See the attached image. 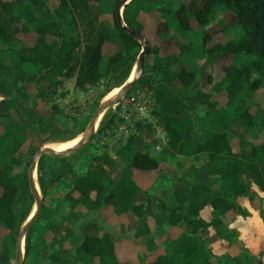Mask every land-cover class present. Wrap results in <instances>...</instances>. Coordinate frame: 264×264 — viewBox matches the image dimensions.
I'll list each match as a JSON object with an SVG mask.
<instances>
[{"label":"trees","instance_id":"1","mask_svg":"<svg viewBox=\"0 0 264 264\" xmlns=\"http://www.w3.org/2000/svg\"><path fill=\"white\" fill-rule=\"evenodd\" d=\"M91 1L99 0H0L2 97L12 98L16 102L25 101V87L31 81L35 83L33 99L46 100L56 94L63 79L74 77L75 87L85 90L97 83L103 74L113 75L112 64L116 62H123L119 69L120 77L129 71L134 60L133 51L139 49L138 43L118 27L113 17V33L118 38L119 45L114 53L102 60V45L109 41L110 33H104L98 27L97 14L92 11ZM117 1L114 0L115 4ZM157 5V10L165 17L157 25V35L161 41L172 39L177 54L162 55L159 52L160 44L147 38L151 41V48L146 57L151 54L152 58L145 74L146 87L154 91L155 103L160 98L172 96L173 103L181 104L193 122L180 120L172 111L154 110L156 123L165 131L169 147H177L190 132H196L200 141L195 145H186L183 154L189 156L206 152L210 164L209 175L222 180V185L214 190L200 181L188 178L189 176L181 177V181L192 189L188 206L167 207L163 201H159L153 208L150 191L140 188L133 178V171H151L157 168L158 159L148 150L140 148L133 136L116 151L117 157L124 159L116 181H113L109 173L114 162L103 159L107 163L106 167L102 163L91 162L89 171L71 181L62 175L55 176L47 187H43L44 193H48L50 186L57 191H64L62 201L70 208L81 205L87 211H97L100 218L111 225H114V218L120 214L130 213L139 219L142 236L149 235L148 216L153 217L157 228L165 225L178 227L187 223L190 230L169 239L165 252L152 262L143 264H213V255L203 243L201 232L213 227L220 239L229 244L237 243L235 230L223 234L219 231L225 224L228 213L233 212L243 217L249 215L248 210L238 204L236 199L246 197L251 208L260 212L264 209V133L260 129L259 117L250 112V106L254 104L252 93L264 87V0H188L177 6L175 0H160ZM143 11L149 12L150 7L145 5ZM225 12L230 17L221 30L233 28V36L223 43L207 47L206 42L211 33L205 27L217 15ZM194 24L200 27L199 31L193 30ZM129 26L147 37L138 20H134ZM71 28L77 30L76 35L66 33ZM187 31H194L191 35L194 37L184 39ZM29 32L35 33L36 37L33 44L27 46L22 43V37L18 34ZM195 39L198 40V45ZM10 43L18 46L14 52L3 47ZM186 55L191 61L201 55L207 65L222 58L223 77L213 82L208 74L204 77V82L211 85L209 91L202 90L199 86L194 88L199 81L198 66L185 67L182 58ZM172 66L177 69L172 71ZM196 95L202 98L197 104L193 102ZM218 95L226 97L224 105H219L216 99ZM13 113L18 118V107L13 108ZM8 114V110L0 111V117ZM114 117L113 115L99 131L112 123ZM42 120L47 119L36 115L27 124L36 126ZM236 122H240L242 127V133L236 136L239 153H234L230 146L231 138L235 137L232 126ZM70 137L68 134L67 138ZM25 141H9L5 131L0 128V157L7 158L0 166V228L6 230L1 235V246L13 239L12 203L17 202L14 210L18 219L25 216L31 205L28 201L30 195L27 174H10L13 167L20 164L17 152L22 151ZM154 142L153 139L152 143ZM29 150L27 147L23 154ZM244 151L247 152L246 160L240 156ZM42 158L38 163L39 182ZM65 159L67 157H63L61 161ZM243 176H248L258 191L248 189L247 182L242 180ZM140 194L142 197L137 200ZM204 205L211 207L208 221L199 217V211ZM262 216L264 221V214ZM60 240L59 228L52 222H46L35 232L30 228L23 264L28 257L26 264H38L40 258H45L48 245L57 246L56 264H73L74 257L61 247ZM116 244L117 241L110 233L97 229L94 233H84L78 240L77 249L91 261L96 260L97 264H109L112 261L116 264H142L140 254L135 253L136 245L128 243L129 250L124 251L131 253L132 249L133 257L123 259ZM143 244L147 248L155 247L151 246L150 237ZM263 252L257 257L250 255L247 250L236 255H223L229 264H264L260 260ZM0 264L8 263L2 261Z\"/></svg>","mask_w":264,"mask_h":264},{"label":"rangeland","instance_id":"2","mask_svg":"<svg viewBox=\"0 0 264 264\" xmlns=\"http://www.w3.org/2000/svg\"><path fill=\"white\" fill-rule=\"evenodd\" d=\"M185 3L188 0H181ZM138 3V2H135ZM131 4L127 7L125 11V15H127L128 8ZM227 13L225 12L221 15H217L213 22L210 25V30L215 31V33H219L221 31V26L226 23L230 17H227ZM216 25L213 27V25ZM197 26V25H196ZM213 27V28H212ZM65 29V28H64ZM205 29L209 30L207 26ZM77 30L75 28L68 29L66 33L71 35H76ZM192 32H190L189 35ZM234 34L233 28H227L225 38H230ZM19 36L22 37V43L30 44V41L25 39L24 34L19 33ZM146 39H150V35H146ZM147 39V40H148ZM151 40V39H150ZM151 42V41H148ZM4 48H8L10 51L14 52L18 46L16 43H10L7 45H3ZM139 49L133 51L134 59L137 56ZM152 55L149 54L144 61V75L141 77L135 85L132 87L130 91L135 90H142L145 89L147 78L145 77L146 71L148 70L150 63H151ZM121 63H123L121 61ZM192 66H196L194 60L191 61ZM38 74L37 71H35ZM129 71L123 76L120 77L119 69L112 74H103V76L99 79L97 83L93 86L89 87L85 91L77 92V94L70 93L69 98L67 101H61L60 104L56 102V99L51 97L46 100L40 99H33V95L35 93V83L29 81L25 87V93L27 94V99L21 102V121L19 118H16L13 113V108L16 106V101L14 99H5L6 105L5 108L2 110L1 106L3 104L0 103V111H9L8 116L0 117V128L5 131L7 134V138L9 141L12 140H26L25 143L22 145V151L17 152V156L20 159V164L18 166L13 167L10 174L21 173L25 172L27 174L28 165L30 163L32 152L34 148L45 138L50 135L58 134L57 128L51 123L50 119L53 122L63 128L65 132L70 133V135H75L76 132H81L85 129L88 122L90 121L91 115L93 111L98 106L99 101L105 96V94L110 90L111 86L120 85L123 80L127 77ZM199 73V71H198ZM200 78V77H199ZM71 80V79H69ZM65 87H68V80L64 83ZM264 89L263 87H260ZM68 91V90H67ZM66 91V92H67ZM155 97V96H154ZM2 96L0 95V99ZM258 101L252 106L255 110V115L259 117V120L262 125V131L264 133V93L261 92L258 96ZM112 112L111 109L106 111L105 117L109 116ZM43 115L47 120H42L36 126H30L27 123L29 122L30 118L35 115ZM116 115L115 113L113 114ZM48 116V117H46ZM117 115L114 117L116 119ZM240 129V128H239ZM103 131V130H102ZM102 131H98L91 140L84 145L81 149L77 150L73 154L67 156V159L61 161L63 157H51V156H44L40 162V186L41 188H45L51 183L50 181L57 175H62L68 181H71L73 178L80 176L87 171L90 170L91 162L94 163H102L104 167H106L105 160L108 159L109 161H113V167L109 168V173L113 179L116 181L118 178V172L122 167V163L124 159L121 157H117L116 159H112V153H110L108 146L104 145V138H99V135ZM235 132V129L232 128V133ZM96 137V138H95ZM150 131L147 134H140L139 137H136V141L140 148L143 150L146 147H151L150 145ZM238 140V138L236 139ZM235 141V140H234ZM148 145V146H147ZM29 147L30 150L23 154L26 148ZM122 148V147H119ZM119 148H117L119 150ZM115 149L116 151H118ZM103 157V158H101ZM65 158V157H64ZM105 159V160H103ZM7 158L0 157V166H2L6 162ZM116 160V161H114ZM64 167H67L63 170ZM110 167V166H109ZM249 178L246 176L245 182H248ZM157 187L153 188V192H157ZM48 193L43 196V204L41 212L33 223L31 227V231L35 232L38 228H40L46 222H52L56 224L60 231V245L63 249L69 251V254L73 258V264H97V261H91V259L87 256H84L79 253L77 249L78 240L84 233H94L97 229L107 231L115 238V241H119L121 239L125 240V245L128 247V243L131 244H138L139 242L145 241L148 237L151 238L152 241L158 239L160 249L158 252H165L166 251V243L169 240L167 238V231L169 226H162V227H155L153 224V220L150 219L151 229H153V233L149 235L142 236L141 234L136 232V230H120L118 229V224L116 221H113L114 225L108 224L104 222L97 211H87L81 205H77L74 208H70L68 204L62 201V196L64 191H57L55 187L50 186ZM29 193V191H28ZM50 193V194H49ZM30 195V193H29ZM29 202H32V197L28 198ZM30 207V206H29ZM113 219H111L112 222ZM0 241L2 239L1 235L6 233V230H2L0 228ZM206 236L208 241L214 240L218 238V234L212 228L205 229L201 232ZM203 237V236H201ZM12 241V242H11ZM10 242H7L6 245H0V262H6L8 264H13L14 260V239ZM212 242V241H211ZM238 244V243H236ZM124 245V244H123ZM124 245V246H125ZM125 246V247H126ZM241 245H237L233 247L234 249H239L238 253H243L245 250L240 247ZM240 247V248H238ZM228 248V247H227ZM56 245H48L46 248V255L45 258H40L38 260V264H56ZM124 250V249H123ZM230 254L228 251L225 252ZM127 254L132 253L127 252ZM231 255V254H230ZM236 255V254H235ZM256 254L255 257H257ZM262 256V255H261ZM260 256V259H261ZM154 254H140V261H148L149 258H153ZM225 256L213 255L212 262L213 264H229L225 261ZM29 260V257L26 259L25 263ZM138 261V260H137ZM220 261V263H219ZM139 262V261H138ZM109 264H116L114 261L110 262ZM140 264V263H139Z\"/></svg>","mask_w":264,"mask_h":264},{"label":"crops","instance_id":"3","mask_svg":"<svg viewBox=\"0 0 264 264\" xmlns=\"http://www.w3.org/2000/svg\"><path fill=\"white\" fill-rule=\"evenodd\" d=\"M159 2L160 0H133L124 7L123 19L127 25L132 24L134 20H138L143 25V30H142L143 34L150 35V39H153L155 44H160L159 52L162 55H168L171 53L177 54V48L172 39L169 38L167 40L161 41L157 35V25L160 21H164L165 19V17L157 10V6H158L157 4ZM181 2L183 1L175 0V6H177ZM90 3H91L92 11L97 14L98 27L104 33H110L109 41L103 43L102 45V53L104 55L102 60H105L107 59V56L111 55L116 51L119 45V40L116 37V35L113 33V28H114L113 17H114V9L116 4L114 0H99L98 2L91 1ZM130 4L131 6L128 8L127 15H125V11ZM145 5H148L150 7L149 12L143 11ZM228 16L229 14L227 13V17ZM210 25H208L209 27L208 31L211 33V36L208 38L206 42L207 47L212 46L216 43H223L226 40L225 35L227 29L224 31L221 30L218 34L217 33L213 34L215 31L210 30L211 28ZM214 26L216 25L214 24L213 27ZM192 28L195 31L200 30L199 29L200 27L198 25L196 26V24L192 25ZM190 32H192L191 34H193L194 31H187L184 34L183 38L186 40L193 38L194 36L189 35ZM24 36L26 40L30 41V44H25L29 46L33 44L36 34L33 32H29L24 34ZM195 42L196 45H198V40L195 39ZM203 61L204 58L201 55L196 57L195 63L196 66H198L200 78L197 84H195L194 88L197 89V87L199 86L198 88H201L202 90L205 91H209L211 85L209 83L204 82L205 81L204 77L209 74L211 75L213 82L219 81L224 75V71H223L224 61L222 58H219L215 60L211 65H207ZM182 62L185 67L187 68L192 67L191 58L189 56L187 55L184 56L182 58ZM121 66H122L121 62H116L112 64V68L114 72L120 69ZM170 69L172 71H175L177 68L176 66H172ZM66 80H68V87H65L63 84ZM63 83L62 86L57 89L56 94L53 96V98L56 99V102L58 104H60L61 101L63 102L67 101V99L70 96V93L74 92L75 94H77V92L86 90V89L81 90L75 87L74 77L63 79ZM93 85L88 86L87 89H89V87ZM145 89H147V87H145ZM152 92L154 93V91ZM261 92L264 93V89L259 88L252 93V100L254 103L259 102L257 98L259 94H261ZM172 98H173L172 96L166 98H160L155 105V110L172 111L178 115L180 120L184 122L192 123L193 119H191L189 113L185 111L184 107L181 104L173 103ZM5 99L8 98L2 97L0 99V103L3 104V106H1L2 110L5 108L6 105ZM216 99L218 100L219 105H224L226 101V97L223 95H218ZM201 100H202L201 96L196 95L193 99V102L197 104ZM253 107L254 106H250V112L252 114H255L256 109H254ZM259 125H260V129H262L260 120H259ZM232 128L235 129V132H233L235 137L231 138L230 146L234 153L235 152L239 153V145H238V140H236L237 139L236 136H239L242 133V127L240 122L234 123ZM149 131H150V136L152 137L150 140L151 147H146L145 150H148L152 156L158 159V166L157 168L151 171L134 170L133 178L142 190L148 189L150 191L153 208L156 205V203L159 201H163V203L167 207H174L176 205H179L182 206L183 208H186L188 206L192 198V189L187 183L181 181V177L189 176L188 178L191 177L197 181H200L201 183L206 184L207 186H209L214 190H218L220 188L223 181L217 177L209 175L210 164L208 162L206 152H200L189 156L183 154V149L185 148L186 145L188 144L195 145L200 141V137L196 132L194 131L190 132L186 136L184 141L180 143L177 147H169L168 144H163V145L161 144L160 151H155L154 146L159 143V139L158 137L155 136V130L152 128L151 125L140 126L138 128L137 134L134 137H139L140 134L142 135L147 134V132ZM164 136H167L166 133ZM153 139L155 141L154 143H152ZM240 156L242 159L246 160L247 152L244 151V153H241ZM245 178L246 176L242 177V180H244V182H245ZM247 186L248 189L250 190L258 191L257 187L253 185V183H251L250 180L247 182ZM154 187H157L158 189V191L155 193L153 192ZM141 197H142L141 194L138 195L137 200L141 199ZM236 202L240 204L242 207L246 208L249 212V215L243 217L233 212L228 213L226 216L225 224L219 228V231H221L223 234L226 231L235 230L238 237V242H237L238 244L234 242L229 244L227 241L220 239V236H218L217 239L211 240L212 241L211 242L208 241L206 236L201 233V236H203L201 237L203 243L210 248L212 255H215L216 257L224 254L227 251L231 255L238 254L239 249L233 248L237 245H241L240 246L241 248L247 250L249 254L253 256H256V254H260L262 251H264V221L262 216L264 214V209L262 213L258 209L251 208L249 206L247 198L243 196L237 198ZM210 213H211V207L209 205H204L199 211V217H201L205 221H208L210 219ZM150 219L153 220V224H154V219L151 216L147 217L149 229L151 230L150 233H153L152 232L153 229H151V225L149 222ZM114 221H116V223L118 224L119 232L120 230L132 231L133 229L136 230V232L139 233L140 235L139 219L134 215L130 213L120 214L119 216H117V218H114ZM208 228H212L215 231L213 227H208ZM188 230H190V226L187 223H183L178 227L169 226L166 235L168 239H174L180 233ZM124 241H125L124 239L119 240L116 244V247L118 250H120L122 258L128 259L133 256L131 254L130 255L127 254V252L124 251V250H129L125 245ZM143 242L134 244L136 245V250H137L135 253L141 255L144 254L148 255L150 253L154 254L153 258H149L148 261H144V263L152 262L159 254L162 253V252H158L160 249V245H159L160 241L158 242V239L152 241L151 246L155 245V247L147 248V246L143 244ZM122 248H124V250H122ZM130 252L131 253L133 252L132 249H130ZM261 255L262 256L260 260L264 263V252Z\"/></svg>","mask_w":264,"mask_h":264},{"label":"water","instance_id":"4","mask_svg":"<svg viewBox=\"0 0 264 264\" xmlns=\"http://www.w3.org/2000/svg\"><path fill=\"white\" fill-rule=\"evenodd\" d=\"M133 0H118L114 9V18L116 24L125 33L130 35L139 45V51L136 58L129 69L127 77L120 85L111 86L110 90L99 101L98 106L93 111L90 121L85 129L81 132H76L75 135L57 126L52 119L51 123L57 128L58 134H53L43 139L33 150L31 161L27 169V186L28 191L32 197L31 205L22 219L17 218L14 206L17 202L12 203L14 226L11 230V235L14 239V260L13 264H23L27 251V234L33 223L38 218L43 204L44 188H41L38 180V163L40 158L44 156L51 157H67L86 145L91 138L107 123L116 111L117 102L127 94L135 83L144 75V61L146 55L150 52V43L148 40L136 30L127 25L123 19L124 7ZM135 71L134 77H130L131 73ZM114 91L113 94L112 91ZM111 92V93H110ZM21 101L18 100L15 107H18V118L21 121ZM111 109L109 116L105 117L106 111ZM40 115V114H38ZM36 116V115H35ZM43 116V115H42ZM34 117V116H33ZM31 117V118H33ZM48 117V116H46ZM30 118V119H31ZM79 136V139L69 147H58V144L65 143Z\"/></svg>","mask_w":264,"mask_h":264},{"label":"built area","instance_id":"5","mask_svg":"<svg viewBox=\"0 0 264 264\" xmlns=\"http://www.w3.org/2000/svg\"><path fill=\"white\" fill-rule=\"evenodd\" d=\"M155 105L154 93L148 89L129 91L117 102L116 119L99 135L100 139L104 138L103 144L108 146L112 159L117 155L115 149L126 145L128 139L137 134L140 126L151 125L155 130V136L159 139V143L154 146L155 151H160L161 144H168L165 131L155 122Z\"/></svg>","mask_w":264,"mask_h":264},{"label":"bare ground","instance_id":"6","mask_svg":"<svg viewBox=\"0 0 264 264\" xmlns=\"http://www.w3.org/2000/svg\"><path fill=\"white\" fill-rule=\"evenodd\" d=\"M134 74H135V71H133V72L131 73L130 77H131V78L134 77ZM114 91H115V90H113L112 93H111V92H110V93L113 94ZM78 139H79V136L76 137L75 139H72V140L67 141V142H65V143L58 144V145H59L58 147H62V148L69 147L70 145L74 144Z\"/></svg>","mask_w":264,"mask_h":264}]
</instances>
